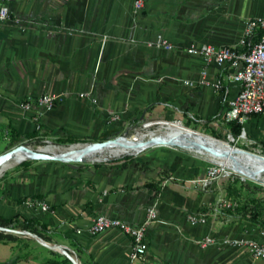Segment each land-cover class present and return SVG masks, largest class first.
Here are the masks:
<instances>
[{
  "label": "crops",
  "instance_id": "1",
  "mask_svg": "<svg viewBox=\"0 0 264 264\" xmlns=\"http://www.w3.org/2000/svg\"><path fill=\"white\" fill-rule=\"evenodd\" d=\"M144 1L134 16L132 0H0L11 13L0 23V156L34 141L16 142L37 131V108L26 113L21 105L45 94L62 98L40 116L41 138L84 141L168 120L230 133L222 116L239 87L228 80L229 67L206 65L186 49L236 46L245 22L264 17V0ZM156 39L174 49L145 46ZM202 70L219 91L197 84ZM239 125L244 139L235 146L264 155V117ZM204 172L201 163L160 149L101 165H17L0 179V213L45 228L9 233L14 240L0 243V264H129V237L117 229L91 237L86 229L98 215L139 225L151 207L157 218L146 229L145 264H264L220 242H264V227L247 217L222 210L205 224L187 221L188 214H212L225 198L220 182L205 192L195 185ZM205 237L217 241L201 248Z\"/></svg>",
  "mask_w": 264,
  "mask_h": 264
},
{
  "label": "built area",
  "instance_id": "2",
  "mask_svg": "<svg viewBox=\"0 0 264 264\" xmlns=\"http://www.w3.org/2000/svg\"><path fill=\"white\" fill-rule=\"evenodd\" d=\"M144 8V0H132V14L134 16H138ZM10 16L9 8L7 6H0V23L9 20ZM256 36L258 37L257 43L248 51L243 52L242 49L247 46L249 40ZM145 46L155 50L171 51L174 49L173 45L166 39L148 41L145 43ZM186 53L203 60L206 65L214 64L218 67H229L228 80L237 84L239 89L236 97L227 103L222 116L225 124H242L247 118L255 115L264 117V17H256L245 22L242 37L236 46L191 45L186 49ZM206 74L205 70L200 72L197 84L202 87L211 88L214 91H219L220 85L218 83H211L207 79ZM183 83L185 85H193L190 81H184ZM79 97H88V94H80ZM61 98V95L45 94L38 97L34 104L24 103L21 105V108L26 113L30 112L34 106L37 108L33 121L37 122L38 131L40 129L38 125L40 116L51 111L61 101ZM92 102L95 103L96 101L93 100ZM117 119L116 115H111L112 121ZM226 138L227 144H233L232 147H236V142L244 139V133H240L237 137H233L228 133ZM255 154L264 156L261 152ZM209 165L210 167H208L205 177L195 181L196 186L203 192L211 188L223 171L219 165ZM36 206L44 211L48 210V206L42 202L36 203ZM230 208H232V204L224 197H221L217 201L212 214H188L186 219L192 225L205 224L209 215L216 216L220 211ZM156 218L157 213L154 207L147 210L144 221L139 225H130L119 219L98 215L86 229V232L93 237L110 229L119 230L131 240L129 264H145L148 250L146 229ZM216 241L213 237H205L197 241V244L201 248H204L214 244ZM220 242L224 246L246 251L253 260H264V242L257 240H232L229 238H225Z\"/></svg>",
  "mask_w": 264,
  "mask_h": 264
},
{
  "label": "bare ground",
  "instance_id": "3",
  "mask_svg": "<svg viewBox=\"0 0 264 264\" xmlns=\"http://www.w3.org/2000/svg\"><path fill=\"white\" fill-rule=\"evenodd\" d=\"M154 147L186 151L192 156L213 162L244 178L264 184V159L262 157L235 151L234 148L227 147L220 141L185 131L180 123L167 127L162 126L147 132L136 130L132 135L92 148L86 144H75L68 148L54 145L38 148L23 146L15 150L11 157L1 162L0 177L9 169L34 158L41 160L45 156H52L62 157L68 161L103 162L109 158H120L127 154H140L144 150ZM37 150L41 153L40 156H34L30 152Z\"/></svg>",
  "mask_w": 264,
  "mask_h": 264
},
{
  "label": "rangeland",
  "instance_id": "4",
  "mask_svg": "<svg viewBox=\"0 0 264 264\" xmlns=\"http://www.w3.org/2000/svg\"><path fill=\"white\" fill-rule=\"evenodd\" d=\"M175 123H180L181 127L183 128V130L185 131H189V132H193L194 134H198V135H202L205 137H209L212 139H215L217 141L222 142L223 144L228 143L227 142V138L226 136H221L219 135L218 138L216 139L214 137V135H211L210 132H207L204 128L203 125H190L187 124L186 121L183 120H168V121H158V122H153L150 124H140L137 126H131L129 127L127 130L118 133L117 135H114L112 137H110L108 140H116L119 138H123L129 135H132L136 130L137 131H142V132H147V131H153L157 128H160L162 126H170V125H175ZM58 140H54V139H46V138H41L39 141H31V142H23L20 145H17L15 148L8 150L6 153L11 152L13 150H15L17 147H28V146H32V147H43L46 145H54V146H61V147H65L68 148L71 145H75V144H86V145H92V144H101L104 141H101V138H94V139H84V141H77L75 143L72 144H58L57 143ZM231 146H233V144H230ZM233 148V147H232ZM155 149H160V150H165V151H170L173 153H178L180 154L182 157H187L189 159H192L195 162L201 163L202 165H204V169L205 172L203 174V177H205L206 172L208 167H210L209 164H215L213 162L198 158L196 156H192L191 153H188L186 151H182L180 149H167V148H148L146 150H144L143 152H141L140 154H136V155H132V154H127L124 156H121L120 158H109L107 159V161H100V162H90V161H68V162H60L56 159H31V160H26L24 162H28V163H54V162H60V163H65V164H69V165H75V166H87V165H95V164H105V163H109V162H113V161H123L125 157H132V158H136V157H140L144 154H146L149 151H153ZM5 154V153H4ZM109 160V161H108ZM221 167V166H220ZM16 167L9 169L6 173L16 169ZM223 170L220 175L218 176L217 181H215L214 184H217L218 182H220V184L222 185V187L224 188L225 185L227 183H232L235 184L236 187H240L241 184L246 185V188H242L241 189V198H236V199H228L225 196V199H227L231 204H232V208L230 209H224L227 211H231L234 214L238 215L241 217V212L240 209L241 207H246L248 213H250L255 207L259 209V220L264 222V184L257 182V181H253L250 180L248 178H244L243 176H241L240 174L233 172V171H229L228 169L222 168ZM5 172L2 174V176L0 177V179L2 177H4V175L6 174ZM199 178V179H201ZM197 179V180H199ZM195 180V181H197ZM196 185V184H195ZM247 217V216H246ZM244 217V218H246ZM248 219V218H247Z\"/></svg>",
  "mask_w": 264,
  "mask_h": 264
},
{
  "label": "trees",
  "instance_id": "5",
  "mask_svg": "<svg viewBox=\"0 0 264 264\" xmlns=\"http://www.w3.org/2000/svg\"><path fill=\"white\" fill-rule=\"evenodd\" d=\"M258 41V37H253L252 39L249 40L247 46L242 49L243 52L248 51L249 49H251V47L256 44ZM189 124V123H187ZM241 132V127L239 124H233L232 123V128L230 130V134L233 137H237ZM119 132H115L114 135H117ZM113 135V133H109V134H104L101 137V141H106L108 140L111 136ZM216 136V137H215ZM214 137L216 139H219L217 135H214ZM41 139V132L39 131H35L32 134L29 135H24L19 137V139L16 142H22L24 140H36L39 141ZM77 142L76 139L74 138H68V139H59L58 140V144H72ZM129 159L131 160L132 157H125L124 160ZM28 164V162H22L19 165H26ZM146 188H149L151 190H154L155 195L158 193L159 189L157 188V186L154 183H147L144 185ZM246 188V185L241 184L240 187H236L235 184L232 183H227L224 187V192H225V196L228 199H236V198H241V189L242 188ZM259 209L258 208H254L250 213H248L246 207H241L240 212H241V217H246L248 218L249 221L259 224L261 227H264V222L259 220ZM0 228H3L4 231H14V230H22V231H30L33 234H37V230L38 228L44 229V225L40 224L37 220L35 219H24V220H20L17 217H13V218H9L6 219L4 218L1 213H0ZM4 231H0V243L4 242V241H12L14 240V237L9 234V233H5ZM38 235V234H37Z\"/></svg>",
  "mask_w": 264,
  "mask_h": 264
},
{
  "label": "water",
  "instance_id": "6",
  "mask_svg": "<svg viewBox=\"0 0 264 264\" xmlns=\"http://www.w3.org/2000/svg\"><path fill=\"white\" fill-rule=\"evenodd\" d=\"M124 137V136H123ZM119 138V137H118ZM115 140V139H114ZM111 141H113V140H106V141H104V142H102L101 144H92V145H87L88 147H97V146H102V145H105V144H107V143H109V142H111ZM226 144V146L227 147H232L231 145H229V144H227V143H225ZM21 147H17L15 150H17V149H20ZM234 148V150L235 151H242V152H245V153H247V154H249V155H252V156H256V157H262L263 159H264V157L263 156H261V155H258V154H255V153H252V152H249V151H246V150H242V149H238V148H236V147H233ZM15 150H13V151H11V152H8V153H5V154H3V155H1L0 156V164H1V162H3L4 160H6V159H8L9 157H11L14 153H15ZM31 152V154L32 155H34V156H40L41 155V153L37 150V151H30ZM44 159H56V160H58V161H60V162H68V160L67 159H64V158H62V157H52V156H45V158ZM105 161H107V160H105ZM0 231H4V229L3 228H0ZM5 233H19V232H17V231H4Z\"/></svg>",
  "mask_w": 264,
  "mask_h": 264
}]
</instances>
